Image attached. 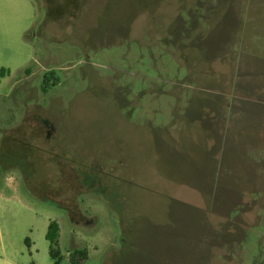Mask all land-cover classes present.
<instances>
[{
	"label": "rangeland",
	"instance_id": "1",
	"mask_svg": "<svg viewBox=\"0 0 264 264\" xmlns=\"http://www.w3.org/2000/svg\"><path fill=\"white\" fill-rule=\"evenodd\" d=\"M247 21L219 0H0V264H54L52 221L60 264H264Z\"/></svg>",
	"mask_w": 264,
	"mask_h": 264
},
{
	"label": "crops",
	"instance_id": "2",
	"mask_svg": "<svg viewBox=\"0 0 264 264\" xmlns=\"http://www.w3.org/2000/svg\"><path fill=\"white\" fill-rule=\"evenodd\" d=\"M219 4L220 12L225 13L226 18L233 19L234 26L237 19L249 18L243 28L249 29L250 34L256 36L251 51L258 57L252 53L247 60L251 61L250 65H264V0H219ZM240 27L237 22L234 27L235 33L242 34L244 32L247 34L246 31H240ZM245 64L248 65V63Z\"/></svg>",
	"mask_w": 264,
	"mask_h": 264
},
{
	"label": "trees",
	"instance_id": "3",
	"mask_svg": "<svg viewBox=\"0 0 264 264\" xmlns=\"http://www.w3.org/2000/svg\"><path fill=\"white\" fill-rule=\"evenodd\" d=\"M4 70L1 71L2 74ZM60 227L56 221H52L48 226L46 238L50 242V254L54 259V264H60L61 256L60 251L57 248L59 238ZM88 254L85 249H75L70 253L69 259L71 264H83L87 259Z\"/></svg>",
	"mask_w": 264,
	"mask_h": 264
},
{
	"label": "flooded vegetation",
	"instance_id": "4",
	"mask_svg": "<svg viewBox=\"0 0 264 264\" xmlns=\"http://www.w3.org/2000/svg\"><path fill=\"white\" fill-rule=\"evenodd\" d=\"M50 127V126H49ZM19 139H21L20 137H19Z\"/></svg>",
	"mask_w": 264,
	"mask_h": 264
}]
</instances>
